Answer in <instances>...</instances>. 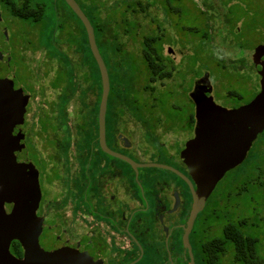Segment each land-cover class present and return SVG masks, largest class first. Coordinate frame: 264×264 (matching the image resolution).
<instances>
[{"label":"flooded vegetation","instance_id":"af4514ba","mask_svg":"<svg viewBox=\"0 0 264 264\" xmlns=\"http://www.w3.org/2000/svg\"><path fill=\"white\" fill-rule=\"evenodd\" d=\"M17 5L20 6L19 0ZM5 7L4 0H0V76L12 82L20 96L29 98L24 122L14 133L25 136L26 148L18 152V161H29L39 172L42 198L37 215L42 225L41 247L47 252L67 249L82 260L80 264H223L221 258L226 257L227 247L231 245L234 264H245L244 256L241 262L237 261L233 237L236 230L246 232V220L222 219L213 204L208 211L207 206L218 185L240 169L250 153L259 148L261 134L252 142L244 162L218 183L204 210L189 225L197 181L182 152L197 138L196 104L191 95L189 112L154 111L159 98L153 97L150 104L149 97L133 95L137 78L131 82L133 94L127 98L129 105L126 106L120 105L122 97L111 96V86L106 144L111 151L131 159L135 165L114 157L101 147L99 112L94 114L95 127L69 126L70 58L57 45L56 52L61 59L47 49L35 50L31 63V92L27 94L23 90L17 81L11 51V26L14 25L15 32L16 24L11 19L5 21ZM7 9L12 18L21 19ZM41 52L46 56L45 61L37 55ZM46 62L57 63L51 79L49 69H44ZM109 76L111 82L110 73ZM196 82L193 81L190 94ZM259 92L260 86L253 99ZM248 103L227 109H237ZM147 108L150 110H145ZM172 108L177 107L172 105ZM59 115L68 121L66 140L61 131L53 128ZM90 133L92 137H86ZM28 139L35 162L24 154L28 152ZM219 229L222 237L217 235ZM249 236L257 241V247L260 240ZM14 242L18 244V252L13 251L12 246L11 252L23 260L24 249L18 241ZM237 242L244 252L241 243L245 241Z\"/></svg>","mask_w":264,"mask_h":264},{"label":"rangeland","instance_id":"374dc122","mask_svg":"<svg viewBox=\"0 0 264 264\" xmlns=\"http://www.w3.org/2000/svg\"><path fill=\"white\" fill-rule=\"evenodd\" d=\"M37 1L48 7L39 24L14 19L6 7L3 9L5 21L11 19L16 24L15 32L14 25L11 26V51L17 81L30 94L33 53L36 49H47L61 59L54 49L57 45L74 64L73 83L78 88L69 104V126L75 128L89 123L94 117L92 110L97 105L98 91L88 79L91 77V58L88 60L90 55L84 44V31L62 0H58L62 12L57 18L54 17L52 0ZM136 1L78 0L95 22L107 25L111 36L117 34V48L120 50L101 47L112 78L122 71L126 75L133 73L132 77L137 78L134 96H147L150 104L153 97L160 99L154 111L189 112L193 81L205 74L210 75L213 96L219 105L233 108L253 99L260 86V76L252 56L258 45H264V0H138L140 5ZM127 28L130 29L128 34L124 33ZM151 34L160 38L155 47L162 49L163 57L172 60L169 63L172 78L156 83L150 82V72L144 63L142 51L143 37ZM37 55L41 61H45L44 52ZM133 62L135 66H132ZM56 67V62L45 63L44 69L51 72L50 79ZM86 93L87 99L84 100L82 97ZM82 100L91 107L83 108ZM172 105L177 108H172ZM29 113L30 109L26 118L27 127ZM67 123L59 115L53 124L56 131L64 134L65 140L68 136ZM258 141L259 148L250 153L244 165L218 185L207 211L213 204V208L218 209V217L222 219H245L244 229L260 240L256 252L264 260V133ZM27 151L24 154L35 162L29 139ZM217 235L222 237L221 229ZM233 259L234 248L229 245L226 257L221 258V262L234 264Z\"/></svg>","mask_w":264,"mask_h":264},{"label":"water","instance_id":"95a60500","mask_svg":"<svg viewBox=\"0 0 264 264\" xmlns=\"http://www.w3.org/2000/svg\"><path fill=\"white\" fill-rule=\"evenodd\" d=\"M66 4L82 22L92 55L98 65L102 94L99 105V130L102 149L132 165L135 163L111 151L106 144V114L111 91L107 64L100 52L95 29L76 0ZM1 54V53H0ZM259 68L260 92L248 104L229 110L214 101L210 75L196 82L190 94L196 104L197 138L182 152L197 181L189 225L204 210L209 196L225 175L241 165L252 142L264 132V45H258L252 56ZM12 83V82H11ZM7 79L0 76V264H80L82 260L69 250L45 251L40 243L41 219L37 215L42 192L39 172L29 161H18V152L26 145L25 136L14 130L24 122L28 97L20 96ZM14 241L24 249V259L11 252Z\"/></svg>","mask_w":264,"mask_h":264},{"label":"trees","instance_id":"16d2710c","mask_svg":"<svg viewBox=\"0 0 264 264\" xmlns=\"http://www.w3.org/2000/svg\"><path fill=\"white\" fill-rule=\"evenodd\" d=\"M20 1V6L18 7L17 2L18 0H4V4L7 8H9L13 13H16V15H20L22 20L26 21H31L33 23L39 24L45 17L46 11L48 10V7L44 4L41 3L40 1L37 0H19ZM78 2V0H76ZM164 1H169V0H164ZM53 3V10H54V17L57 18V16L61 13L60 11V6L56 2V0H52ZM62 3L64 6L70 10V12L73 14V16L77 19V21L80 23L83 31H84V44L86 47L87 52L89 53L88 60L91 58L90 61V71H91V77L89 76V80L92 81V86L93 88L98 91V100H97V105L95 108L92 110V115H97L99 112V105L101 101V94H102V82H101V76H100V71L98 68V65L92 55V52L90 50L89 42H88V37L86 30L82 24V22L79 20V18L73 13V11L69 8V6L66 4L65 0H62ZM79 3V2H78ZM80 4V3H79ZM136 4L140 5V1H136ZM81 6V4H80ZM130 8H132L131 5H129ZM81 8L84 10V8L81 6ZM86 15L89 17L94 29H95V34H96V40L97 44L99 46L100 52L107 64V61L102 53L101 47L105 46L113 51L118 49V37L117 34L114 33L113 36H111L108 32L107 25L105 24H99L98 22L94 21V18H91L87 12L84 10ZM128 25L131 26L130 22H127ZM127 25V26H128ZM129 28L124 30V33L128 34L129 33ZM55 33V31H54ZM160 38L154 35H147L143 37L142 40V51H143V59L144 63L146 64L149 72H150V82L151 83H156L158 81L164 80V79H169L172 78L173 76V71L172 69L169 68V63L172 62L171 59L169 58H164L162 54V49H157L155 47V44L158 42ZM55 51L57 50L56 45L54 47ZM85 52V51H84ZM135 62V61H134ZM132 63V66H135L136 63ZM73 66L74 64L72 63L71 59L69 60V82H70V102L73 99V97L77 94L78 88L76 85H74V79H73ZM110 73V70H109ZM111 74V73H110ZM133 73H129L128 75L123 74V71L121 73H117L113 78H111V86H112V91H111V96H119L122 97L123 99L120 101L121 106H126L128 103L127 98L131 97L133 92H132V80L134 78ZM96 76V77H95ZM94 77V79H93ZM92 88V89H93ZM93 89V90H94ZM151 90H154L153 87H151ZM86 98L87 99V93L82 97V99ZM85 100V99H84ZM82 105L83 108L86 107H91V105L87 101L82 100ZM129 105V104H128ZM94 115V116H95ZM96 117V116H95ZM93 117L86 124H80L77 127H84V128H89V127H95L97 126V119ZM86 137H92V134H88ZM232 238V237H231ZM235 242V254L237 257V261L241 262L242 257L244 256L245 264H264V260L257 255L256 252V244L257 241L249 236V233L243 232V231H235L234 237H233ZM237 241H242L245 243L244 244V252L242 251L241 245ZM13 251L18 252V244L16 242H13L12 245ZM240 257V258H238Z\"/></svg>","mask_w":264,"mask_h":264}]
</instances>
